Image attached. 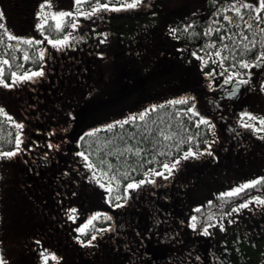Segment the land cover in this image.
<instances>
[{"label":"rangeland","instance_id":"374dc122","mask_svg":"<svg viewBox=\"0 0 264 264\" xmlns=\"http://www.w3.org/2000/svg\"><path fill=\"white\" fill-rule=\"evenodd\" d=\"M25 1L30 5L34 3L32 0H24V3L12 0L10 3L16 6L15 13L11 14L3 9L8 20L7 27L13 34L38 35L39 32L34 28V12L37 10L39 0H36V5L34 4L31 17L28 13H24L19 18L18 6L25 4ZM206 2L207 0H142V6L136 9L102 13L103 20L100 16L89 20L78 18L82 21L79 28L72 30L69 27L67 31L87 35V39L76 41V47L72 49L78 51L77 56L97 59L104 66V70L100 73L104 75L102 83L95 82L92 85L101 90L91 95L90 102L94 104V108L89 109L88 112L85 111L86 113L83 114L78 108V114L74 113L70 105L73 104L72 100L75 97L71 100L66 89L59 93L51 84L49 75L37 83L24 82L12 89L0 85V105H4L15 119L25 121V132L40 124L45 144L48 139H53L54 143L61 144V148L55 150L56 153L65 154L75 147L74 141L77 138L75 133L84 129L91 118L105 116L111 108L119 109V113L115 115L122 118L129 113L139 112L152 103L158 104L163 100L187 93L195 95L198 110L202 114L214 117L217 123L216 136L219 139L217 140L213 135L210 139L215 141L214 156L205 154L200 158L182 161L181 167L175 173V177L178 174L183 175L187 169L193 173L185 197V205L176 204L171 207L175 216L187 221L196 204H205L217 192L243 179L264 175V139H260L259 135L254 134L250 128L246 129L237 123L241 110L231 113L220 105L217 107L212 104L218 93L214 89L207 88L198 64L195 62L190 64L187 58L181 56L177 52L179 42L168 34L170 24L176 26L180 18ZM53 7L73 9L72 0H54ZM95 32H107L108 35L96 36L93 34ZM101 40L104 42L101 43ZM51 48V46L47 47V49ZM70 50L71 48H66L59 53V56L68 57V54H62L69 53ZM97 52H103L104 55L98 56ZM252 70L262 72V69L255 66L249 71ZM58 76L59 74L56 77ZM67 79L76 86L75 79L71 80L68 77ZM252 92H254L252 95L255 93L259 95L262 105L258 103L259 106L246 109L264 115V93L256 89ZM106 94L111 97V102L102 99L107 96ZM79 102L80 99L77 98L76 104ZM69 112L73 115L69 116ZM222 115L225 119H220ZM226 120L228 122H225ZM254 123L259 122L254 121ZM52 128L56 129L55 137L46 136L45 133ZM226 134H232V137ZM65 136L68 137L67 142L64 140ZM240 136L242 142L248 141L251 144V149H238L236 141H241ZM16 171L11 160L0 162V255L4 256L8 264H41L31 259L37 250L35 246H38L33 243V239L38 237L42 241L39 246L61 245V243L54 237L55 228L43 229L40 212L31 210L29 204L31 198L19 193L17 199H14L18 190ZM141 189L135 190L136 198L140 194L151 192L149 185L141 186ZM157 190L163 192L164 187L154 186V192ZM97 195V193L93 195L94 201H97ZM157 205L166 209L161 201ZM234 216H239V220L234 224H227L225 219V231H221L218 226L210 229L208 235L213 240L218 255L223 257L227 264H264V207L258 206L256 210L251 209ZM52 222L55 224L53 220ZM193 232L192 229H188L186 223H180L181 236L188 234L192 239L185 241V247L193 244L196 237ZM224 248L230 250L224 252ZM83 263L47 262V264ZM97 263L108 264V262ZM111 263L124 264V262ZM161 263L144 262L143 264Z\"/></svg>","mask_w":264,"mask_h":264},{"label":"snow or ice","instance_id":"6c2138e0","mask_svg":"<svg viewBox=\"0 0 264 264\" xmlns=\"http://www.w3.org/2000/svg\"><path fill=\"white\" fill-rule=\"evenodd\" d=\"M53 4L54 0H39L37 10L34 12V28L45 38L47 44L52 46V49L63 52L66 48H75L76 41L87 39V35L64 31L66 24L72 30H76L82 23L78 18L82 17L89 20L95 16H100L103 20L102 13L136 9L142 6V0H120V2H112V0H72L73 9L55 8ZM211 4L214 10L207 16L206 21L198 13H193V18L182 25L184 31L192 29L189 36L199 42L195 46L185 47L181 45L177 48V52L181 56L190 53L188 62L198 64L200 73L210 90L228 84L230 88L223 89V94L227 97H234L245 88L256 89L264 93V77L256 82L253 78V72L249 71L254 66L264 70V0H211ZM50 20L52 21L51 25L49 24ZM204 23H206L202 34L204 39L200 40L201 33L197 32L194 26ZM46 25L49 26L50 31L62 34L54 38L49 35V31H46ZM0 28H3L8 41H15L14 44L7 43V46L3 49L4 54H0V85L12 89L24 82L37 83L40 79L45 78L46 65L50 57L48 55L49 50L43 46V42L37 39L35 35L13 34L5 25H0ZM93 28H95L94 24ZM93 34L102 37L108 35L107 32H95ZM168 34L177 41L181 40V29L175 25L170 24L168 26ZM214 34H218L219 38H213ZM100 42L103 43L104 40ZM4 43L5 36L0 35V45ZM25 45L27 47H24ZM29 48H35L36 54H30ZM9 49L13 51L9 53ZM15 50L22 52L24 61L33 62L28 65L27 69L20 71L24 68V65L16 64L15 70H11L16 59ZM96 54L98 56L104 55L103 52H97ZM33 64L37 66L33 67ZM5 66H8V69L11 70L10 80L7 77ZM176 104H184L186 107L174 108L171 113L164 114L170 125L167 129L160 128L157 134L153 135L154 126L161 123L159 119H156L152 122V126L146 123L141 131V125L137 123L138 120L146 121L149 113L167 105ZM0 115L6 117L7 123L15 127L14 145L6 147L3 143H0V162L19 158L32 152L38 145L45 143V141L36 138L26 140L25 121L15 119L4 105H0ZM68 115L72 116L73 114L69 112ZM182 115L189 122L194 121L191 128L184 123ZM220 119H225V117L222 115ZM254 121L259 123H254ZM129 122H131L133 128L126 135L131 138L132 143L127 142L122 134H117L111 140L106 139L103 146H101L99 140L89 139L102 129L111 130L117 125L123 129L124 125ZM237 123L246 129L250 128L254 134L259 135L260 139H264V115L245 108L239 112ZM201 125H204L209 133L216 136L217 123L214 117L202 114L198 110L197 97L191 93L163 100L160 104L152 103L143 107L137 113H129L121 120L105 122L82 132L74 141L76 145L73 151V156L76 158L74 166L77 167L78 172L85 179L94 181L101 189H104L103 194L107 203L112 208L118 209L130 204L135 195V190L141 189V186L153 185L157 188L166 186L169 179L173 178L176 171L181 167L182 161L189 158H200L205 154L208 156L215 155L213 151L214 140L205 139L203 144L206 147H202L201 141L197 138L203 134ZM173 127L178 131H173ZM193 130L195 135L192 134ZM42 131L41 128L36 129L37 133ZM64 131H67V129H64ZM45 135L55 137L56 129H50ZM216 139L218 140L219 137L216 136ZM64 140L67 142L68 137L65 136ZM121 142L123 146L118 147L117 145ZM9 143L11 144V138H9ZM185 144H187V147L182 149L181 145ZM46 145L48 149L59 150L61 148V144L54 143L53 139H48ZM104 147L108 151H104ZM173 149H176L175 153ZM125 152L128 155L118 171L109 157L114 156L119 161ZM48 156L49 153L46 151L43 153L42 159ZM141 169H143L142 173H140ZM68 174L69 170L65 169L64 175ZM252 189H256V193L245 196V190L251 192ZM72 195H75V193H72ZM215 195L222 198L218 207L224 208L225 205H228L229 210L223 213H200L198 216L196 213L203 205L196 204L187 221L181 220V224L186 223L188 228L199 230L204 235L210 234V229L215 226H218L221 231H225V219L227 224H234L239 220V216H234V214L241 213L242 209L250 208L252 202H255L257 206L264 207V176L257 175L254 178L243 179L217 192ZM236 198H240L239 202H236ZM163 199L168 200L169 196L164 195ZM230 201L231 203H229ZM207 204L212 205L213 201L208 200ZM76 211L75 206L69 207L66 216L69 221L77 224L74 229V239L80 245H93L98 234L102 235L104 232L114 231V225L112 224L106 223L102 227H98L95 223L97 221L113 220V216L109 212L92 211L82 222H77L76 215L72 214ZM160 222L159 218L155 220L156 225ZM89 227H92L90 234L88 233ZM120 227L123 228L124 226L121 225ZM137 234L139 235V233ZM168 237L169 234L165 233L164 239H168ZM33 243L41 245L42 241L36 237L33 239ZM229 250L228 248L223 249L224 252ZM39 253L38 259L41 264H47L49 258L57 259L56 253L48 248H39ZM169 259L171 260L172 257H169ZM190 259H193V257L189 255L179 264H188ZM194 259L199 261L201 257L196 255ZM214 259L219 260L220 264H227L221 256H216ZM0 264H8L3 255H0Z\"/></svg>","mask_w":264,"mask_h":264},{"label":"trees","instance_id":"16d2710c","mask_svg":"<svg viewBox=\"0 0 264 264\" xmlns=\"http://www.w3.org/2000/svg\"><path fill=\"white\" fill-rule=\"evenodd\" d=\"M12 0H0V25H5L7 27L8 20L4 14V8L9 11L11 14L15 13L14 9L16 6H13L10 2ZM23 1V2H22ZM16 2L24 3V0ZM113 2H120V0H112ZM33 5L27 3L18 6L19 18H21L24 13H28L31 17L33 13V7L36 3V0H32ZM11 4V5H10ZM20 4V3H19ZM36 5V4H35ZM214 10L211 0L198 7L195 11L188 13L183 16L180 21L177 23L176 27L181 29L182 37L178 42L183 46H194L197 42V39L191 38L189 33L192 32V29L184 31L182 25L188 20L193 18V13H198L199 16L206 21L207 16L211 14ZM49 24H52V21H49ZM196 31L201 33L200 40H203V32L206 27V23L199 24L194 26ZM8 28V27H7ZM69 28L68 25H65L64 31H67ZM46 31H49V35H52L54 38L62 33H56L49 30V26H45ZM9 30V29H8ZM0 35L5 36V43L0 45V54L3 53L4 47L7 46V43H15V41H8L7 36L4 33L3 28H0ZM37 39H40L43 42V46H51L47 44L45 38L39 33L35 35ZM213 38L218 39V34H214ZM24 47H27L26 45ZM39 47V46H36ZM49 51H55L54 49H48ZM13 50L9 49V53ZM28 51L30 54L35 55V48H29ZM59 51H55L53 54H49L51 67L55 68L56 65L58 69L62 68V57L59 56ZM16 59L13 64V69L15 70L16 64H23L24 68L20 69L23 71L28 68L29 64H32V61H24L22 59V52L20 50H15ZM73 58L76 56L73 54ZM89 58V57H88ZM91 61L93 59L89 58ZM76 68L79 67V70L75 72H70L66 75L68 78L77 76L78 79L81 78L82 83L85 84V90L82 93L85 97L82 96L81 92H78L79 85H72L70 80L66 79L62 81L63 87L67 89L71 95L72 103L70 107L74 109V113L78 114L79 109L81 113H86L94 108V104L90 102V97L94 93L100 91L101 89L93 88L91 85L93 78L91 74L87 71V68H84L79 61H72ZM47 63V64H48ZM37 66L33 64V67ZM48 66V65H46ZM86 66V65H85ZM87 67V66H86ZM7 77L10 78V71L8 66H5ZM78 69V68H77ZM58 79L57 77H52ZM104 77H100V82L102 83ZM61 79V77H60ZM80 80V79H79ZM79 80L76 83H79ZM98 81V79H97ZM91 89H93L91 91ZM107 95V94H106ZM77 98H81L79 104H76ZM103 100L108 99L111 101L109 95L104 96ZM90 102V103H89ZM77 107V108H76ZM186 107L184 104L176 105H167L164 108H159L156 111L149 113V116L146 121H137L141 125V131L143 126L147 123L149 126H152V122L156 119H159L161 123L154 126L153 135H156L160 128L167 129L170 125L168 119L165 117V113H171L174 108ZM79 108V109H78ZM86 111V112H85ZM112 111L108 110L107 114H110ZM102 117H93L86 124L84 128L87 130L91 127H97L99 123L109 122V119L112 117V114ZM182 118L184 123L191 128L193 122H189L186 117ZM174 123V121H173ZM203 130V134L197 137L201 141V146L206 147L203 144L205 139H211L212 134L209 133L204 125L200 126ZM41 128L40 124L33 127L32 129L26 132L25 139L36 138L44 141L41 133H37L36 129ZM133 125L131 122L124 125L122 129L117 125L114 129L111 130H100L99 132L93 134L89 139H96L101 142L111 140L117 136V134H122L125 137V140L129 143L133 141L131 138L127 137L126 133L132 131ZM84 130V131H85ZM173 131H178L175 127ZM82 131V132H84ZM81 132V133H82ZM77 134V138L81 134ZM192 134L195 135V131H192ZM186 135V134H184ZM14 136H15V127L14 125H9L7 123V118L0 115V143H3L6 147L14 145ZM9 138H11V144L9 143ZM178 142V141H177ZM122 147L123 143L117 145ZM143 146V145H142ZM193 146L194 142H193ZM187 144L181 145V148H186ZM75 147L70 149L69 152L65 154L56 153L53 149H48L45 143H42L37 146L30 153H26L23 156L18 158L11 159V162L14 164L17 174L16 186L18 188L15 193V198L17 199L18 194L26 195L29 198V204L31 205V210L34 209L36 212L41 214V226L43 229H52L55 228V238L61 243V245L53 246V250L56 253L57 259L49 258L47 262H84L83 264H98L97 262H108V264H113L111 262H131V264H143L144 262H162L161 264H179L187 256L193 257V259L188 260V264H220L219 260L214 259V257L219 256L218 252L214 247L213 240L209 235L201 234L199 230H193L192 234H195L193 244L189 247H185V241L192 240L189 238L188 234H180V223L181 219L175 216L174 212L171 211V207L179 204L180 206L185 205V197L188 194V187L191 185L193 179V173L188 169L185 170L183 175H179L178 178H170L169 183L166 185V188L163 192H159L157 197H152L151 194H140L139 197H133L130 204L121 207V208H112L110 204L107 203V200L104 196V189H101L99 185L95 184L94 181H89L85 179L79 172L77 167H75L76 158L73 156V151ZM104 151H108L106 147L103 148ZM48 152L49 156L44 158L49 166L44 168L42 166L43 172L41 173L42 177L40 181H35L32 168V158L38 156L37 162L41 165L44 162L42 160L43 153ZM173 152H176V149H173ZM127 152L124 153V156L121 157L119 161L116 160L114 156H110L109 159L112 160L113 165L117 167V170H120V166L123 165L125 157H127ZM162 159V158H161ZM212 160V159H211ZM27 161V162H26ZM130 163V162H129ZM68 169L69 174L64 175V170ZM143 169L140 170L142 173ZM44 172H52L54 178L47 180ZM59 174V175H58ZM75 193V195H72ZM97 195V201L93 200V195ZM256 193V189H252L251 192L245 190V196L252 195ZM23 195V196H24ZM142 195V196H141ZM164 195H168L169 199H163ZM222 198L218 196H213L210 200L213 201L212 205H208L207 202L203 204V207L197 211V215L200 213H223L224 211L229 210V206L225 205L224 208L218 207L219 202ZM227 199V198H223ZM34 202H32V201ZM240 198H236V202H239ZM159 201L165 204L166 209L159 208L157 204ZM231 203V201L229 202ZM84 205V206H83ZM75 206L79 215H76L77 222H82L84 218L91 214L92 211H107L113 220L111 221H97L96 226L102 227L103 224H112L114 225V231L104 232L102 235L98 234L97 239L93 245H80L74 239V229L77 224L69 221L67 219L66 213L69 207ZM83 206V207H82ZM258 206L255 205V202H252L250 208L242 209L241 213L248 212L251 209H255ZM1 208V203H0ZM82 208V209H81ZM240 213V214H241ZM73 214V213H72ZM239 214V213H236ZM234 214V215H236ZM74 215V214H73ZM159 218L160 223L155 224V220ZM219 219V217H217ZM52 220L55 224H53ZM124 227L121 228L120 226ZM68 228V230H66ZM189 229V228H188ZM92 227L88 228V233L90 234ZM139 233V235L137 234ZM165 233L169 234L168 239H164ZM57 236V237H56ZM64 237V238H63ZM52 251L50 248H48ZM199 255L201 259L196 261L194 257ZM169 257H172L170 260ZM33 262H37L36 258L32 259Z\"/></svg>","mask_w":264,"mask_h":264},{"label":"flooded vegetation","instance_id":"af4514ba","mask_svg":"<svg viewBox=\"0 0 264 264\" xmlns=\"http://www.w3.org/2000/svg\"><path fill=\"white\" fill-rule=\"evenodd\" d=\"M252 72H253V78L256 82H258L261 77H264V70H262L261 73L255 72L254 70H252ZM226 88H230V85L225 84V85H222L221 88H214V90H216L218 94L215 95L216 99L214 100V103H212L213 105L217 107H219L220 105L223 108L230 111L231 113H236V111H239V110L251 107V106H256V105L259 106V104H261L262 100L261 98H259V95H256L257 93H255V95H252V93H254L252 91H254L255 89L245 88L241 92H239L236 96L227 97L226 95L223 94V89H226ZM129 95H132V93H129ZM211 102L212 100L210 99V104ZM225 122H228V121L226 120ZM37 158L38 156H35L32 158L31 171L34 176V180L40 181L42 177L41 173L43 172L42 166L46 168L49 166V163L45 159H42L44 162L42 163L43 165H41L37 162ZM44 175L46 176L47 180H50L55 177L52 172H44Z\"/></svg>","mask_w":264,"mask_h":264}]
</instances>
